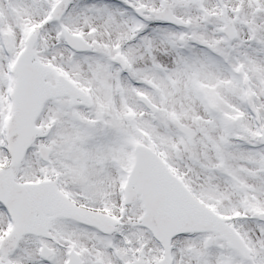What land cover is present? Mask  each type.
<instances>
[{
  "label": "snow or ice",
  "instance_id": "snow-or-ice-1",
  "mask_svg": "<svg viewBox=\"0 0 264 264\" xmlns=\"http://www.w3.org/2000/svg\"><path fill=\"white\" fill-rule=\"evenodd\" d=\"M0 264H264V0H0Z\"/></svg>",
  "mask_w": 264,
  "mask_h": 264
}]
</instances>
